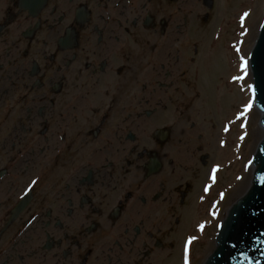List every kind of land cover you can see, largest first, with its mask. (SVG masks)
Wrapping results in <instances>:
<instances>
[{
  "label": "flooded vegetation",
  "instance_id": "1",
  "mask_svg": "<svg viewBox=\"0 0 264 264\" xmlns=\"http://www.w3.org/2000/svg\"><path fill=\"white\" fill-rule=\"evenodd\" d=\"M226 1L0 0V264H163L212 142L181 86Z\"/></svg>",
  "mask_w": 264,
  "mask_h": 264
},
{
  "label": "rangeland",
  "instance_id": "2",
  "mask_svg": "<svg viewBox=\"0 0 264 264\" xmlns=\"http://www.w3.org/2000/svg\"><path fill=\"white\" fill-rule=\"evenodd\" d=\"M244 13H248L247 16ZM264 20V0H227L224 10L211 7L203 35L191 65L196 84L181 86L183 103L191 105L192 120H204L210 161L194 182L191 206L163 264H203L214 250L219 224L228 208L248 189L252 178L251 147L262 138L259 110H240L248 74L236 79L229 74L234 64L248 62L252 33L258 36ZM258 28V30H257ZM200 43V44H199ZM251 73V72H250ZM251 80L253 82L252 74ZM207 116L217 121L209 123Z\"/></svg>",
  "mask_w": 264,
  "mask_h": 264
},
{
  "label": "water",
  "instance_id": "3",
  "mask_svg": "<svg viewBox=\"0 0 264 264\" xmlns=\"http://www.w3.org/2000/svg\"><path fill=\"white\" fill-rule=\"evenodd\" d=\"M249 57L254 104L264 131V21ZM252 165L250 186L228 209L214 250L203 264H264V135L253 154Z\"/></svg>",
  "mask_w": 264,
  "mask_h": 264
},
{
  "label": "bare ground",
  "instance_id": "4",
  "mask_svg": "<svg viewBox=\"0 0 264 264\" xmlns=\"http://www.w3.org/2000/svg\"><path fill=\"white\" fill-rule=\"evenodd\" d=\"M257 30H258V28H257ZM256 35H257L256 33L255 34L252 33L251 42L248 45V48H251L253 46ZM243 68H244V63L243 62L239 63V64H234L233 67L229 71L230 76L235 78L237 76L245 75V72L243 71ZM246 74H248L247 89H246V91L244 93L243 102H242V105L240 107L241 111H244L246 109H251L250 106L253 105V102H254V100H253V92H252V84H253V82L251 80V73H250L249 67H247V73ZM260 117H261V114H260V112H258L257 118H256V123L257 124L259 123ZM262 135H263V132H262ZM258 138H259V136L257 135L256 138H255V142L253 143V147H251L253 151L255 150V144H256Z\"/></svg>",
  "mask_w": 264,
  "mask_h": 264
},
{
  "label": "snow or ice",
  "instance_id": "5",
  "mask_svg": "<svg viewBox=\"0 0 264 264\" xmlns=\"http://www.w3.org/2000/svg\"><path fill=\"white\" fill-rule=\"evenodd\" d=\"M245 16L248 15V13H244ZM247 67H248V62L247 60L244 61V68L243 71L245 72V74L247 73ZM244 77L241 76H237L236 79H243ZM33 183H36L35 181H33Z\"/></svg>",
  "mask_w": 264,
  "mask_h": 264
}]
</instances>
